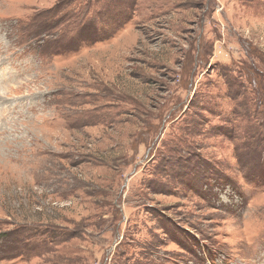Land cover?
<instances>
[{"label": "rangeland", "instance_id": "1", "mask_svg": "<svg viewBox=\"0 0 264 264\" xmlns=\"http://www.w3.org/2000/svg\"><path fill=\"white\" fill-rule=\"evenodd\" d=\"M263 96L264 0H0V264H264Z\"/></svg>", "mask_w": 264, "mask_h": 264}, {"label": "flooded vegetation", "instance_id": "2", "mask_svg": "<svg viewBox=\"0 0 264 264\" xmlns=\"http://www.w3.org/2000/svg\"><path fill=\"white\" fill-rule=\"evenodd\" d=\"M264 97V96H263ZM264 102V101H263Z\"/></svg>", "mask_w": 264, "mask_h": 264}, {"label": "bare ground", "instance_id": "3", "mask_svg": "<svg viewBox=\"0 0 264 264\" xmlns=\"http://www.w3.org/2000/svg\"><path fill=\"white\" fill-rule=\"evenodd\" d=\"M28 167V166H27Z\"/></svg>", "mask_w": 264, "mask_h": 264}]
</instances>
